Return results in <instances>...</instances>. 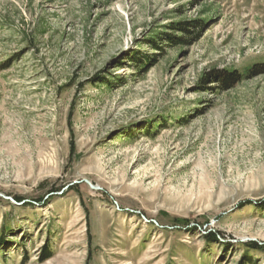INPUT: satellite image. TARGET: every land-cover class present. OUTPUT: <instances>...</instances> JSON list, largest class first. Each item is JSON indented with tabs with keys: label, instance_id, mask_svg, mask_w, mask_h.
Wrapping results in <instances>:
<instances>
[{
	"label": "rangeland",
	"instance_id": "1",
	"mask_svg": "<svg viewBox=\"0 0 264 264\" xmlns=\"http://www.w3.org/2000/svg\"><path fill=\"white\" fill-rule=\"evenodd\" d=\"M263 65L264 0H0V264H264Z\"/></svg>",
	"mask_w": 264,
	"mask_h": 264
},
{
	"label": "trees",
	"instance_id": "2",
	"mask_svg": "<svg viewBox=\"0 0 264 264\" xmlns=\"http://www.w3.org/2000/svg\"><path fill=\"white\" fill-rule=\"evenodd\" d=\"M188 21H185V24L182 23L180 26H173V29L183 31L187 36H196L194 39V42L198 40L201 36V33L204 30V24L202 21L195 20L190 24H188ZM166 36V37H165ZM185 36V37H187ZM185 37H173L172 35H165L163 34H155L151 35L148 38L146 46L151 48H159L158 42L159 40H163L166 38L165 41H171V42H188V40ZM178 39V40H177ZM147 48V47H146ZM155 54L150 51H143V49H137L136 51H132L130 55L127 56L126 60L128 64L126 65L129 68H132L134 71L138 73L145 72L154 62L155 60ZM264 66V65H263ZM120 68H123V65H116L115 69L118 70ZM255 72V70H254ZM109 75H106L107 77L101 81V86L113 87L115 79L118 78V76H115L114 73H108ZM241 79V77L238 75L237 72H228L224 71L222 75L219 77V79H216L215 81L211 82H217L221 88L228 90L232 89ZM123 81V80H122Z\"/></svg>",
	"mask_w": 264,
	"mask_h": 264
},
{
	"label": "water",
	"instance_id": "3",
	"mask_svg": "<svg viewBox=\"0 0 264 264\" xmlns=\"http://www.w3.org/2000/svg\"><path fill=\"white\" fill-rule=\"evenodd\" d=\"M92 187H95V186H93L89 181H87Z\"/></svg>",
	"mask_w": 264,
	"mask_h": 264
}]
</instances>
